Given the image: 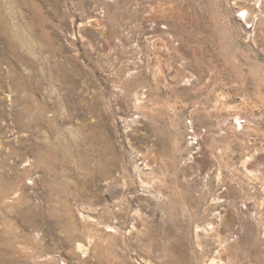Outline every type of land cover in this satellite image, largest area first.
I'll return each instance as SVG.
<instances>
[{
	"label": "rangeland",
	"instance_id": "374dc122",
	"mask_svg": "<svg viewBox=\"0 0 264 264\" xmlns=\"http://www.w3.org/2000/svg\"><path fill=\"white\" fill-rule=\"evenodd\" d=\"M0 264H264V0H0Z\"/></svg>",
	"mask_w": 264,
	"mask_h": 264
}]
</instances>
